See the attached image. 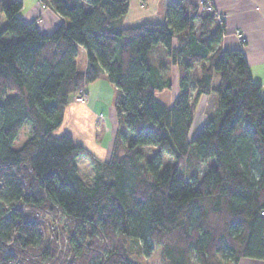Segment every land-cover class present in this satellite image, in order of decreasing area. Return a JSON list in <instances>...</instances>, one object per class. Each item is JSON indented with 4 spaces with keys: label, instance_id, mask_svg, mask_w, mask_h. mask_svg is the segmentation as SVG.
Returning <instances> with one entry per match:
<instances>
[{
    "label": "trees",
    "instance_id": "obj_1",
    "mask_svg": "<svg viewBox=\"0 0 264 264\" xmlns=\"http://www.w3.org/2000/svg\"><path fill=\"white\" fill-rule=\"evenodd\" d=\"M46 2L65 20L47 33L18 14L21 0L0 4V264H136L125 238L144 256L160 248L162 264L264 260V95L241 49L221 48L216 12L171 0L164 22L124 27L129 0ZM157 47L178 71L170 104L155 97L170 86ZM100 74L115 86L106 159L54 134ZM202 94L215 106L190 139ZM26 122L30 134L13 148ZM104 129L96 116V141ZM188 155L205 165L200 174L180 171ZM62 217L70 259L59 261L43 220Z\"/></svg>",
    "mask_w": 264,
    "mask_h": 264
},
{
    "label": "crops",
    "instance_id": "obj_2",
    "mask_svg": "<svg viewBox=\"0 0 264 264\" xmlns=\"http://www.w3.org/2000/svg\"><path fill=\"white\" fill-rule=\"evenodd\" d=\"M170 1L171 0H145V2L142 3L140 0H129L128 10L121 20L122 26L126 27L138 23L164 22L165 12ZM190 1L198 5L201 0ZM209 1L213 6L214 11L217 13L215 24L219 23L220 21H223L224 24V33L220 42L221 48L241 49L248 64L250 74L255 81L261 84V92L264 95V0ZM21 2L22 7L18 14L27 21H34L38 30L43 33L50 32L58 24L65 22V20L48 4H46L47 6L44 7L41 6V4H45L44 2H46V0H21ZM80 48L83 47H77V56L78 52H83L79 51L81 50ZM155 51L156 52H154L152 55H155V57L158 58V64L161 62L164 64L163 69H172V71H174L175 80L172 81V87H174L172 95L168 98V102H163L165 104H170L178 92L177 67L174 64L166 65L169 60L163 57L160 47H157ZM86 66L87 58L85 52L84 60L81 66L78 68L76 64V67L77 69L84 71ZM100 75L102 76L101 80L106 78L104 74ZM191 90H193V86L190 88V91ZM86 97L87 98L84 103H78L75 101H70L68 103L64 110L63 121L55 131H67L71 134L73 139L76 138L75 140L80 144L82 142V144L94 155L101 159H106L109 157L111 144L114 137L104 141L106 133V123L104 120V135L100 141L95 140L94 119L96 116H98V114L87 102L88 90ZM199 98H203L206 101L208 95L202 94L198 97V99ZM203 105V109L205 110V103H203ZM208 112L209 111H204L202 124L204 123ZM192 130L194 131V134L197 132L196 129H193V119L189 132ZM237 264H264V260L245 257L239 259Z\"/></svg>",
    "mask_w": 264,
    "mask_h": 264
},
{
    "label": "rangeland",
    "instance_id": "obj_3",
    "mask_svg": "<svg viewBox=\"0 0 264 264\" xmlns=\"http://www.w3.org/2000/svg\"><path fill=\"white\" fill-rule=\"evenodd\" d=\"M5 1L6 0H0V4L4 3ZM42 5L43 4H41V6ZM44 5L47 6L46 4ZM80 49L81 50L79 51H83V52H78V56L76 58V64L78 68L81 66L84 60V56H85V50L83 48H80ZM165 72L170 77L169 88H166L160 91H155V97L162 102H168V98L172 95V92L174 89V87H172V81L175 80L174 71H172V69H166ZM101 79H102V76L100 75L96 80L90 81L87 84V90H88L87 102L91 105L93 110L98 115H101L103 119L105 120L106 133H105L104 141H106L107 139L114 137V134L117 128V117H116L115 108H114L115 86L107 78H103V80ZM212 81L213 83L217 82L216 75L213 76ZM191 91H190L191 97H194L195 91L193 90ZM71 101L78 102L74 100L73 97ZM84 102H81V103H84ZM203 103H205V110L203 109L204 107ZM214 106H215V99H214L213 94L209 95L208 98H206V101L203 98L202 99L199 98L196 101L195 106H194L193 129L197 130L202 125V118H203L204 111L206 112L211 111L213 110ZM60 133L61 132H56V131L54 132V134H60ZM29 134H30V125L28 122H26L24 123L18 135L13 141L12 143L13 148L20 147L22 143L25 141V139L29 136ZM193 134H194L193 130L189 132L190 139L192 138ZM75 139L74 141L77 142ZM153 149H154L153 147L145 148V152L151 153ZM170 160L171 159H169L167 156H164V162H170ZM180 166H181L180 171L185 176H187L193 170L197 171L200 174L204 170V167H205L204 164L200 162L198 163L193 157V155H188L187 157H185ZM43 225H45L44 233L49 234V237L53 238L52 240L56 239L55 250L56 251L58 250L59 261L65 260L69 255V254H66L67 248H66L65 243H67L68 241V234L71 229L67 223V220L65 218L63 219L62 217L61 219L57 221V223H55L53 220L47 219V220H43ZM122 242L127 252L129 253L130 257L135 261L136 264H162L160 248H156L149 256H144L143 254H141L139 250L138 241L125 238Z\"/></svg>",
    "mask_w": 264,
    "mask_h": 264
},
{
    "label": "built area",
    "instance_id": "obj_4",
    "mask_svg": "<svg viewBox=\"0 0 264 264\" xmlns=\"http://www.w3.org/2000/svg\"><path fill=\"white\" fill-rule=\"evenodd\" d=\"M199 4L202 7H206V9H208V10H214L213 6L209 0H201ZM42 6H45V5L43 4ZM218 16H220V15H218ZM73 98H74V100H76L78 102H84L86 100V95L84 94V92H82V90H80V92H78ZM65 245H66V243H65ZM66 259L67 260L70 259V254L68 255V257Z\"/></svg>",
    "mask_w": 264,
    "mask_h": 264
}]
</instances>
